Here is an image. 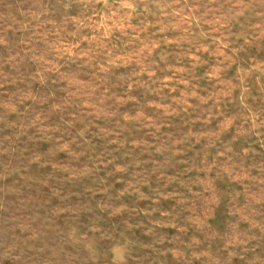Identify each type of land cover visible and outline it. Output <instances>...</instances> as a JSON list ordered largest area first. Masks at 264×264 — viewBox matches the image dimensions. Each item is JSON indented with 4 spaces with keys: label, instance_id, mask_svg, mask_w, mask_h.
Returning <instances> with one entry per match:
<instances>
[{
    "label": "rangeland",
    "instance_id": "1",
    "mask_svg": "<svg viewBox=\"0 0 264 264\" xmlns=\"http://www.w3.org/2000/svg\"><path fill=\"white\" fill-rule=\"evenodd\" d=\"M0 264H264V0H0Z\"/></svg>",
    "mask_w": 264,
    "mask_h": 264
}]
</instances>
